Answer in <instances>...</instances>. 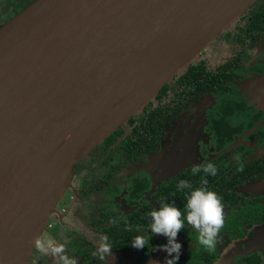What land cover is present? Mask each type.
<instances>
[{"label": "water", "instance_id": "95a60500", "mask_svg": "<svg viewBox=\"0 0 264 264\" xmlns=\"http://www.w3.org/2000/svg\"><path fill=\"white\" fill-rule=\"evenodd\" d=\"M257 1L31 0L0 26V264H28L75 166Z\"/></svg>", "mask_w": 264, "mask_h": 264}, {"label": "flooded vegetation", "instance_id": "af4514ba", "mask_svg": "<svg viewBox=\"0 0 264 264\" xmlns=\"http://www.w3.org/2000/svg\"><path fill=\"white\" fill-rule=\"evenodd\" d=\"M30 1L0 0V26ZM218 39L225 46V50L220 45L215 48V55L221 53L220 61L201 57L196 64L204 62L213 72L221 69L218 74L227 82L181 104L154 150L135 159L117 151L132 129L129 126L108 151L100 146L75 166V178L67 191L72 194L71 206L60 210L62 214L56 210L45 232L57 223L70 228L72 235L64 242L53 240L67 242V254L78 264H164L167 253L158 248L167 238L150 232L149 213L162 202L183 209L190 190H179V181L199 187L205 178L208 187L223 198L226 220L218 236L223 244L215 251L206 250L196 243L197 233L185 222L178 237L183 244L178 264H264V53L256 55L257 50L264 51V35L247 46L232 45L235 38L228 31ZM188 154L191 157L186 162L180 161ZM207 163L217 166L216 176L192 174L194 166ZM241 164L243 171L238 170ZM82 223L86 230L79 227ZM128 225L132 231H126ZM231 227V236H227ZM104 235L113 248L107 261L94 255ZM137 235L151 236L143 249L132 247ZM47 256L38 258L39 263L56 264L54 257Z\"/></svg>", "mask_w": 264, "mask_h": 264}, {"label": "clouds", "instance_id": "9594fccd", "mask_svg": "<svg viewBox=\"0 0 264 264\" xmlns=\"http://www.w3.org/2000/svg\"><path fill=\"white\" fill-rule=\"evenodd\" d=\"M239 171H243L241 164ZM192 174L203 172L205 176H216L217 166L214 163L194 166ZM208 180L202 179L199 187H193L185 180H180L177 187L179 190L189 189L184 208L181 209L175 203L162 202L158 208L150 211L151 223L149 225L152 234L164 236L167 243L160 245L158 250L167 253L164 264H178L183 244L178 237L185 228V222L197 233L196 243L208 251H215L218 244V236L225 225L226 212L223 198L216 191L208 187ZM126 231H132L131 225ZM151 236L137 235L133 239L132 247L143 249L149 244ZM34 247L44 255H51L55 258L56 264H78V261L67 254L65 243H57L53 239H45L42 236L33 238ZM112 244L107 235L101 236L94 255L101 261H107L112 256ZM152 264H160L154 261Z\"/></svg>", "mask_w": 264, "mask_h": 264}, {"label": "trees", "instance_id": "16d2710c", "mask_svg": "<svg viewBox=\"0 0 264 264\" xmlns=\"http://www.w3.org/2000/svg\"><path fill=\"white\" fill-rule=\"evenodd\" d=\"M226 31L230 37L235 38L232 45H252L264 35V1L258 0L224 32ZM227 69L228 66L225 67V70ZM220 71L221 69L213 72L204 62L190 64L167 83L138 114L84 158L95 154L100 146H104V150L108 151L118 136L122 135L124 129L129 126L132 129L124 135L117 151L126 153L127 157L135 159V157L154 150L159 144L160 133L164 131L166 124L177 113L181 104H185L190 98L198 97L206 91H214L227 82L228 79L218 74Z\"/></svg>", "mask_w": 264, "mask_h": 264}, {"label": "rangeland", "instance_id": "374dc122", "mask_svg": "<svg viewBox=\"0 0 264 264\" xmlns=\"http://www.w3.org/2000/svg\"><path fill=\"white\" fill-rule=\"evenodd\" d=\"M216 46H219L218 48H220L221 50H225L224 44L223 43L220 44L219 39L215 40L211 45H209L207 48L202 50L192 62L193 63H197L198 60L201 57H205L207 59L211 58V60L213 58V63H218L220 61V59H221V53H218V55H215L217 53V50L215 49ZM262 53H264V51L262 52L259 49V50H257L256 55H260ZM162 146L164 148L166 147L165 140L163 141ZM152 158L153 159H157V156H153ZM69 190H71V188ZM71 196H72V194H71L70 191L66 193V195L63 197V199L58 204L57 211H59L61 213L60 210H67V209L70 208V206H71L70 203L72 202ZM72 218H74L73 215H72ZM65 222H66L65 224L67 226L73 227L72 226V221H69L68 219H65ZM52 225H54V223ZM79 227H81L82 229L85 228V230H86V227H85V225L83 223L79 224ZM232 228L233 227L229 228L226 231L227 236H231L230 232H231ZM69 231H71L70 228H68V227L63 228V225L61 223H57L56 226L53 229H48V231L45 232V235L43 237L45 239H48V238L53 239L54 237H56V238L60 239L62 242H64L65 238L69 237V235H72ZM225 240H226V238H225ZM222 244H223V239H221V241H219L217 245H222ZM229 244H230V242H227V245H229ZM225 247L226 246L224 244V248ZM215 250H216V248H215ZM46 257H48V256L44 255V254H41L37 249H35L33 254H32V256H31V258L29 259L28 264H41V263H39L38 258L45 259ZM194 264H196V263H194ZM197 264H199V262H197Z\"/></svg>", "mask_w": 264, "mask_h": 264}, {"label": "built area", "instance_id": "2783aa9c", "mask_svg": "<svg viewBox=\"0 0 264 264\" xmlns=\"http://www.w3.org/2000/svg\"><path fill=\"white\" fill-rule=\"evenodd\" d=\"M50 226V224H47V227H49Z\"/></svg>", "mask_w": 264, "mask_h": 264}]
</instances>
